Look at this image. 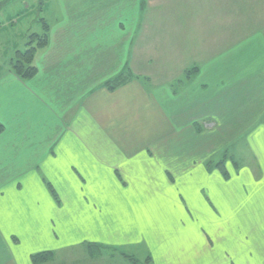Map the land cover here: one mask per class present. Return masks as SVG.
I'll return each instance as SVG.
<instances>
[{"label": "crops", "instance_id": "1", "mask_svg": "<svg viewBox=\"0 0 264 264\" xmlns=\"http://www.w3.org/2000/svg\"><path fill=\"white\" fill-rule=\"evenodd\" d=\"M53 13L36 76L0 71V264L80 244L264 264V22H241L240 0H59ZM238 139L250 166L211 160Z\"/></svg>", "mask_w": 264, "mask_h": 264}, {"label": "rangeland", "instance_id": "2", "mask_svg": "<svg viewBox=\"0 0 264 264\" xmlns=\"http://www.w3.org/2000/svg\"><path fill=\"white\" fill-rule=\"evenodd\" d=\"M47 1L48 5V14L44 15L39 14L43 6L40 8L39 3ZM27 3L31 8V15L29 12L24 13L21 8V4ZM32 5V6H31ZM46 5V4H45ZM41 6V5H40ZM59 7V0H0V71L2 68H8L11 71L9 62L15 57L16 52L14 53L13 48L17 50H25L27 48V43L30 40V35H39V37H44L47 31V23L44 20L45 18L49 20L48 24L52 25L57 19V14H50L51 9H56ZM241 8V22L250 23H260L264 22V16L262 10L264 8L263 4H260L256 0H240ZM24 10V9H23ZM39 17H44L43 20H39ZM38 18V19H37ZM30 24V25H29ZM245 31H241L243 33ZM242 43V42H241ZM33 45H37V41ZM40 50V49H39ZM18 52V51H17ZM38 53V52H37ZM181 54V53H180ZM183 57L181 61L186 60V53L181 54ZM13 57V58H12ZM12 58V59H11ZM175 61V60H174ZM180 61V62H181ZM163 70L166 72L174 71L176 66L174 62L165 63L162 65ZM205 68V67H204ZM202 68V70H204ZM161 69V67H160ZM12 72V71H11ZM13 73V72H12ZM240 74V73H239ZM237 74L236 76H238ZM264 114V113H263ZM260 117V116H259ZM259 117L256 119V125L253 128V131L257 135L258 145H263V134H264V116L261 117V123H258ZM204 128H206L204 126ZM233 136V135H232ZM224 144L223 150L221 149L211 160L216 163L222 161L224 158L228 160L229 163L234 164L235 162L241 167L242 163L244 165L251 164L249 158V153L245 150V142L243 139H238L235 143ZM226 146V147H225ZM264 148V145H263ZM227 149V151H226ZM234 156V159H230ZM227 162V163H228ZM80 236V235H79ZM173 242L175 241L172 238ZM83 239L79 238V243ZM177 242V241H176ZM48 243V242H47ZM116 247V252L112 251L107 253L105 251L95 250L89 248V252L83 250V247L80 245L74 247H63L60 248L57 253H54L56 258L51 260L48 263L44 264H151V259L147 255L146 251L143 249L135 250L137 254L136 257H131L125 246ZM167 247L170 246L169 241L167 242ZM174 246V245H173ZM137 247V246H136ZM131 249H135L132 247ZM110 251V250H108ZM145 251V252H144ZM23 252V251H22ZM18 258L21 259V263L25 262V252L21 253L18 249L16 251ZM149 261V262H147ZM18 262V263H20Z\"/></svg>", "mask_w": 264, "mask_h": 264}, {"label": "trees", "instance_id": "3", "mask_svg": "<svg viewBox=\"0 0 264 264\" xmlns=\"http://www.w3.org/2000/svg\"><path fill=\"white\" fill-rule=\"evenodd\" d=\"M47 31L44 37H39V35L35 34L30 35L31 41L27 43V48L24 51L21 50L16 52L15 57L9 62L11 71L23 81H29L37 74L35 59L39 49L41 50L45 48L48 44ZM35 40L37 41V45H33V43H35ZM131 78V74L126 71L121 75L115 77L114 79L106 82L104 84V88L108 89L109 91H115L118 88L126 85L131 80ZM216 167L223 172L224 176H227L224 170V162L218 163ZM93 247L98 248L97 246H89V248H91L90 251H92ZM53 259L54 253L52 252L38 253L31 257V261L33 264H44L50 262Z\"/></svg>", "mask_w": 264, "mask_h": 264}, {"label": "bare ground", "instance_id": "4", "mask_svg": "<svg viewBox=\"0 0 264 264\" xmlns=\"http://www.w3.org/2000/svg\"><path fill=\"white\" fill-rule=\"evenodd\" d=\"M27 16H29V15H27Z\"/></svg>", "mask_w": 264, "mask_h": 264}]
</instances>
